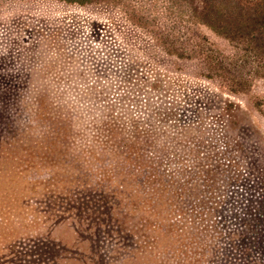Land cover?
Masks as SVG:
<instances>
[{
  "label": "rangeland",
  "instance_id": "rangeland-1",
  "mask_svg": "<svg viewBox=\"0 0 264 264\" xmlns=\"http://www.w3.org/2000/svg\"><path fill=\"white\" fill-rule=\"evenodd\" d=\"M197 35L230 51L167 0H0V264H264V78Z\"/></svg>",
  "mask_w": 264,
  "mask_h": 264
},
{
  "label": "trees",
  "instance_id": "trees-1",
  "mask_svg": "<svg viewBox=\"0 0 264 264\" xmlns=\"http://www.w3.org/2000/svg\"><path fill=\"white\" fill-rule=\"evenodd\" d=\"M57 1L84 6L103 0ZM167 1L176 7L179 17L184 16L187 25L209 30L230 48L215 49L205 36L197 35L195 44L187 40L181 53L176 50L174 38L167 45L170 54L198 58L203 76L218 79L231 93L245 92L256 78H264V0Z\"/></svg>",
  "mask_w": 264,
  "mask_h": 264
}]
</instances>
